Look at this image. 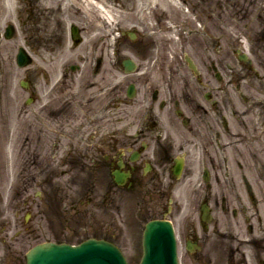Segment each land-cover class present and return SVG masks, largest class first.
Masks as SVG:
<instances>
[{
  "label": "rangeland",
  "instance_id": "rangeland-1",
  "mask_svg": "<svg viewBox=\"0 0 264 264\" xmlns=\"http://www.w3.org/2000/svg\"><path fill=\"white\" fill-rule=\"evenodd\" d=\"M186 1L190 2L189 5L185 4L184 0H162L161 2H164L165 4H162L161 2H153V0H110V5L115 6V8L120 13H122L121 18L123 16H125V18L123 20L121 19L120 23L116 22V24L113 26V33L110 36L104 38L100 35V38L106 39L105 42L98 41L97 44H94V49H92V46H90L88 47L87 51L79 50V52L74 53V55L80 54V56L84 59L88 57V59L91 61L88 63V65L92 63V69L96 59L90 57V53H95L97 57H100L101 49H103L104 57H102L104 58V60L106 58L108 67L107 63L105 62V64H103L102 72L104 73V71H106L107 73H110L112 71V73H116V68L118 67L119 61L121 60L120 56L133 58L134 53H136L138 55L137 57H139V62L141 64H144V59L146 58V56L150 55L151 58L149 62L151 63V60L153 56H155L157 51L156 47H154V44L158 38H160L159 42L165 40V42L167 43L168 55L176 53L180 54L181 47L183 44V38L179 39L177 37L176 30H180V26L183 27L184 25H188L186 24L187 22H189V24L196 23V15L194 16L191 10H188L187 7L191 5L194 7H197V5L203 6V3L205 4L208 1H219L220 8L225 9L227 14H230V10H228V8L232 9L231 7L233 5H236L237 2L238 7L248 6V4L246 5L247 0ZM19 4L20 6H18V10H16L13 9L14 0H10V2L9 0H0V106H2V108L4 109V111H2V113L0 114V121H2V119H5L6 123H8V119L16 118V115L10 116V113H16V109L19 107L23 95H26L24 90H22L20 87V82L24 78V76L30 77L32 81L36 84V86H38V84L42 86L43 82L46 80V77H48L51 82L57 85V81H59L60 78H63L57 75L61 74L63 71H66L67 69H61V71L58 72L60 69L57 70V63L53 58L54 54H56L57 52L59 53L62 49V46L64 44V37L67 35L64 22L66 21L69 23L75 21L81 24L82 26H86L89 24L88 19L82 16H75L73 11L70 9V6H68L69 11H65L59 17H56L58 19L57 22H60L57 25L53 26V28L50 30V34L53 36V39L51 38L50 41L46 43L41 38H38L39 30L37 17L42 16L41 13H43L44 15L49 14V11L51 10L50 6H48L46 2H42V0H20ZM45 7L49 11L45 10ZM33 12L34 14H32ZM200 12L201 11H199V13ZM210 12H212V9L210 10ZM263 18L264 14L259 13L258 11L256 14L251 16L252 26L248 30V33L249 35H253L252 38L256 40L257 45L255 46L258 48L257 52L264 61ZM184 20L186 21L184 22ZM11 24L16 29V35L13 40L7 41L3 35L7 26ZM162 29H165L166 31L163 32ZM229 29L230 33L234 35V39L240 47H247L250 51H255L251 47V45L255 43L253 39H249V46L246 45V43L243 41L239 42L240 39L245 40V29L239 26L237 27L235 25L230 26ZM131 34L138 35V37L136 38L138 39V45H136V39L133 40L131 38ZM31 36L34 37L33 42L30 40L32 38ZM145 37H149L150 39L147 45H144ZM27 41H29V43ZM226 43L231 44V41L229 39L228 42L226 40L223 41L222 46H224ZM104 44L107 45L103 46ZM135 46L138 47V49ZM20 48H24L27 53L33 56L34 58L33 66L29 67L28 69H20L17 66L16 57ZM97 49L98 51L96 52L95 50ZM48 51H50V53ZM161 51L162 50L159 48V53ZM254 59V69L259 70L260 73L264 74V66H260L256 63V59L259 58L256 57ZM82 64L85 66V63H78V65L83 68ZM73 65L74 64H72V66ZM236 68L237 67H235V69ZM79 71L80 70L69 71L68 69V71L65 72L66 74L70 75V78L68 80L69 83L72 84L74 82L73 85L76 88L79 87V84L75 82V78H77ZM92 71L93 69L89 72L90 76H86L89 80H92L93 78ZM246 71L247 69L245 68L243 71L241 69L240 71H237V75L239 76ZM250 73L252 74V72ZM107 76L109 77L110 74H107ZM128 78H131V76H128ZM249 80L250 78H247L245 82H248ZM254 80L256 79L254 78ZM260 81L263 82L264 80L260 79ZM80 86H82V84ZM37 91H39V88L37 89ZM246 94L254 100L259 99L261 96H264V87L258 86L255 89L252 88V90H249V92H247ZM11 96H13L12 99H10ZM239 103L240 104H237V106L243 110V103L240 100ZM34 108H36V106ZM246 119H248V117L245 118V120ZM262 123L263 122L253 121L254 128L258 129V134H260L259 127ZM13 128H15L16 130L22 129V127H18L17 125H14ZM3 130L4 129H2L3 134L2 136H0L1 140L5 143L6 133L5 131L3 132ZM238 130L242 132V135H246V139L244 138V143L239 149V151H241L243 155L238 156L233 151L231 152V154H229V156L231 160L234 156L236 158V162L244 160L242 162L244 164H246L247 162V164L249 165V169L252 170L254 160H252V158L249 156V151H251L254 156L260 157L261 161H263L264 136L256 138L255 135H253V132L249 129L243 130L240 128ZM23 136L24 134H22L21 131L15 132L14 136L12 137L8 134V143H5L8 148V184H3V189H8V198H10V196L14 194L13 191H9L11 190V187H13V181H16L14 174L21 172V170L23 169L24 161L20 155V149L22 146V142H20V140H22ZM9 150H13L12 156L11 151L9 153ZM244 153L246 155H244ZM9 169H12V171L14 172V174L12 173L13 175H10ZM253 171L255 174H252L249 177L252 178L254 181H261V176L264 175L263 168L258 169V171L254 169ZM15 190H20V184H18ZM4 192L6 191H3V193ZM15 203L16 202H12V206L11 201L8 200V221L11 220L10 225L12 226L9 232L10 236L13 237L14 240L15 233H18L19 231L18 228L15 227V224L18 223L19 226L24 225L22 221L33 223L32 226L34 227L35 232L30 236V238L27 237V240L20 245L13 243L8 244V264H25L26 254L37 243L45 241H71L77 244L80 240H83L88 236L108 237L110 235H114L111 237L115 240V242H117L124 248V252L132 264H137L140 260L141 250H138L134 246L135 238L132 239V237H130L128 234H124L123 236L122 233H107L104 231L103 227L100 226L102 225L101 223L106 220L103 214L102 207L98 208L97 211L91 216L83 213L71 214L72 217L70 218V221V219L66 216H60V214L55 215V213L57 212V205H55L54 203H50L46 204V207L43 208L47 215H44L43 218H38L37 220L38 216H32L33 212L34 214H36L37 208H26L25 206L22 207L20 201L18 205ZM16 208L17 212L20 214L19 219L14 218V211ZM28 210L29 212H27ZM111 216L112 215L110 214V217ZM114 218H117V215ZM40 220H42L43 224L38 222ZM88 220H95L97 223L98 220H100V224L98 225L99 228L97 227L93 230H84L85 232H82L80 228L76 229V227L85 228V222ZM131 220V216L125 217V221L127 224H129ZM58 221L61 222V226H63L64 229L62 231L53 233L52 231L53 229L55 230ZM66 225L69 226L70 231L66 230ZM141 236H137V242L140 243V245L142 238ZM0 264H5V259L1 256Z\"/></svg>",
  "mask_w": 264,
  "mask_h": 264
},
{
  "label": "flooded vegetation",
  "instance_id": "flooded-vegetation-1",
  "mask_svg": "<svg viewBox=\"0 0 264 264\" xmlns=\"http://www.w3.org/2000/svg\"><path fill=\"white\" fill-rule=\"evenodd\" d=\"M201 52L204 58V50ZM207 53L210 52L207 51ZM162 82L168 88V93L162 94L161 90L152 87L151 75L136 79V84L150 88L142 94L138 102V106L146 111L149 117L128 121L129 126H138L132 135L126 133L127 129L124 125L126 97L122 85L113 90L111 95L106 96L107 101L112 102L111 107L117 105L116 130L113 129L114 125L101 126L98 121L94 122L92 118L87 119V114H91V110L87 104L79 102L74 94L56 88L45 89L38 111L42 121V125L40 124L38 128V157L42 158L38 164V171L42 178L45 177L42 185L48 184L49 174L56 173L61 168H66L65 174L68 175L79 174L77 173L79 171L85 172L89 177L105 173L111 175V182H108L105 188L106 201H114L117 195L116 191L121 188L129 191L135 188L142 193L140 204L143 206V211L147 212L148 210L149 215L154 219H162L166 216L175 218L180 211L177 207L173 209L169 204L173 185L177 181L174 178V170L181 162L184 161L185 164V158L191 157L192 151H197L199 154L202 151L206 155L208 167L215 174V177L210 175V179L219 184L220 180L216 173L220 169V163L214 159L215 155H219V119L204 118L208 115V110L199 101L200 98L196 92L190 91L191 83L186 79V76L169 75ZM174 83L184 85L182 94L176 95L170 92L173 90ZM207 85L210 86L211 91L215 90L213 82L207 81ZM208 97L215 104L213 95H208ZM118 104H120L119 107ZM179 111L182 112L181 116H179ZM82 116L83 118H81ZM140 116L141 114H139ZM84 120L86 121V135L83 138L86 140V154H89L90 160L87 156L88 162L84 161L80 153L75 156V150L72 147L66 151V160L57 162L55 159L51 160L46 153L57 154L59 152L57 145L53 146L51 143L57 144L62 139L74 141L82 132L79 130L77 133L76 125ZM116 174L124 178L128 177L125 187H117L114 182ZM189 174H192V171L185 165L183 175ZM166 176H168L167 182L164 181ZM87 180L86 190L89 191L92 200V190L96 184L91 179ZM202 191L205 202L218 210L220 207L218 192H213L212 188L207 193L204 189ZM203 201L199 202V199L195 201L192 207L193 213L200 212ZM221 210L230 216V200L223 198ZM190 229L188 236L195 241L197 229L194 226H190ZM218 229L219 225L216 224V234H219ZM201 234L205 237L204 229ZM260 247L256 246V250L259 252L257 255L262 256L264 253H260ZM235 253L231 254L233 262L228 264H247L246 262L237 263ZM5 264H8V256Z\"/></svg>",
  "mask_w": 264,
  "mask_h": 264
},
{
  "label": "bare ground",
  "instance_id": "bare-ground-1",
  "mask_svg": "<svg viewBox=\"0 0 264 264\" xmlns=\"http://www.w3.org/2000/svg\"><path fill=\"white\" fill-rule=\"evenodd\" d=\"M155 1L159 2L160 0H153V2ZM58 2L62 4H74L75 9L73 5H70V9L74 12L75 15H81V14L88 15L89 14V17L91 20V25H90L91 28L90 29L85 28L86 33L89 34L88 36H85V39L88 37L87 39H89V41L86 42L80 48V50H84L88 48V46H90L91 44L94 45L96 42H98L100 35L103 36L104 38H106L107 36H110L113 33V26L116 24V22L120 23L121 19L123 20L125 18V16L121 18L122 13H120L117 9L110 7V5L109 6L106 5L109 2V0L107 1L105 0H58ZM47 4L48 6H50V5H53L54 3L51 2ZM162 4H165V3L162 2ZM66 9L67 8H65V10ZM48 20L47 22L43 23V25H46L47 28L48 27L52 28V25L54 23H57V20L55 19L54 20L52 19L50 21ZM105 40L106 39H103L104 42ZM106 45L107 44H104L103 46H106ZM75 50H76L75 46H72L68 43L65 44L63 46V49L61 50L62 57L60 58V61L62 62H66L68 60L73 61L72 58L69 57V55L71 52H74ZM102 51L103 49H101V52ZM261 103L263 104L264 101Z\"/></svg>",
  "mask_w": 264,
  "mask_h": 264
},
{
  "label": "water",
  "instance_id": "water-1",
  "mask_svg": "<svg viewBox=\"0 0 264 264\" xmlns=\"http://www.w3.org/2000/svg\"><path fill=\"white\" fill-rule=\"evenodd\" d=\"M149 237L146 238V250L149 251L145 264H151L152 257L150 252L152 251V243L149 241ZM103 248H107L102 246ZM91 250V249H90ZM88 249L85 248L71 253L72 256L67 258L66 252L61 253L60 249H54L53 246H42L36 248L29 254L28 264H115L116 262L110 257L113 252L108 251L106 254L103 252H97L95 254L87 253ZM116 256V253H114ZM156 258V257H155ZM154 258V259H155ZM122 264V263H121Z\"/></svg>",
  "mask_w": 264,
  "mask_h": 264
}]
</instances>
